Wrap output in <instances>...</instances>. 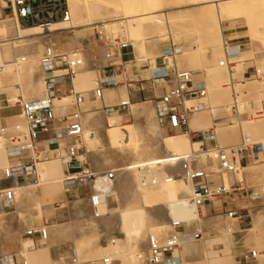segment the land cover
I'll use <instances>...</instances> for the list:
<instances>
[{"label":"rangeland","instance_id":"1","mask_svg":"<svg viewBox=\"0 0 264 264\" xmlns=\"http://www.w3.org/2000/svg\"><path fill=\"white\" fill-rule=\"evenodd\" d=\"M101 1L106 3L111 1L113 2V4H115L116 7H119L120 5H132L134 0H52L51 3L46 5V10L44 11L45 14L47 11L55 12L59 10L60 5L66 6L67 4L70 10L69 20H65L60 17L56 18L54 16V18L47 21L44 20L42 22L51 23L58 29L75 26L59 34L48 31L50 29H44L42 32H39L37 34L22 36L25 35L22 32L24 26H39V24H41V17L39 19L20 21L19 19H16L12 14H10L9 10L0 11V40H8L9 43L7 44V46H9V49L11 48L10 54L8 55V57H6L8 60H13L23 64V68H21V70L19 68V75L13 74L9 76H3L1 78L2 80L0 81V92H2L7 99L2 106H5L7 109L3 110V120L0 121V154H2V152L4 151L3 148L7 147L6 144H4V136L17 135L14 134L15 131L13 130V119H15V116L13 117V112L15 109L19 110L20 112L19 106L14 103L16 96L21 95L25 100H33L41 97L39 93V87L32 89V75L30 73V68H38L39 57L44 52L45 48L49 45L53 46V48L58 52L78 50L86 63V68L82 71V73L87 72L92 74L91 78L94 77L92 79L95 81L100 76H103L105 71L106 73L115 71V73L119 74L120 76L119 89L121 93V99H116L114 89H108L110 93L115 94V98L109 99L107 101L96 99V97L94 96L93 90L97 86V84L94 85L92 90L88 91L87 88H84L80 85V74L76 76V87L83 92L84 97V102L81 107L82 122L83 126H85L84 130L87 127L86 125L92 126L94 123L99 132H105V129H116V131L119 132L132 127L133 124H135V121L139 122L144 119L149 121L155 120L157 98L141 100L138 102L131 101L132 103L138 104L136 106L130 105L129 114H127L126 111L116 112L111 110H104L103 105L113 106L118 104L121 100H127L129 98L127 95L129 84H134L140 77L150 78L154 86L153 88L156 89V92L158 93L162 87H166V90H169L171 87V82H169L168 79L162 82H155V80L151 79V75L156 76L157 74H160L161 72H158L157 67L169 65L172 62L169 58H164V55L173 57V53H175L176 56V67L183 70H193L194 78L197 80H204L208 87L209 95L207 101L210 104V108L201 112H197L192 116L190 120L191 129H196V127H200L199 129H209L214 123L215 118L225 117L229 114V111L225 110L224 108L223 109L225 110V112L223 109L217 111L216 108H213V105L216 106V103H218V101H216L217 98H213V96L215 97V93H212L211 90L214 88L211 89L210 85L211 83H213L212 80H218L221 74L225 75L222 78V80L224 81H221V87L228 86L227 84H229L231 77H233L235 81H237L236 83L239 85L238 87L236 86V89L244 100L258 101L264 97V0H240L237 2H227L225 4L226 12L220 15L216 13L214 7L211 6V4L210 6H188L187 8L184 7L181 9V12H177V16L179 18L183 17L181 23L170 26L166 24L164 18L163 20H161L160 18V22L162 23L163 28L161 27V32L158 30V35H152V30L147 26L146 22H143L141 26H139V28H133L130 26V22L125 21L114 24V29L112 31L109 30V28H107L108 26H106L105 24V20L116 21V18H123L126 14L124 9H121L122 11L119 10L120 13L117 9L116 11L115 8H110L108 11V9L104 5H101ZM158 1V4L164 8L170 6L168 3L170 2V0ZM178 1L189 3L195 0ZM37 4L39 3L37 2ZM100 5L101 10L100 12H97V8H99ZM1 6H6L5 0H0V8ZM201 9L203 10L201 11L203 14L199 15L198 11ZM92 11H94L95 13ZM81 20H83V22ZM101 25H103V32L98 36L96 32H99L100 27L98 26ZM257 25H259V32L257 31ZM92 27L96 28L94 29ZM252 31L255 32V34ZM260 32H263V34H261ZM251 35L252 37H250ZM260 36L262 37L260 38ZM115 37H117L120 41L130 43L133 46V49H131L136 52L137 58L143 56L151 58V67L152 69H156V73L152 74L150 72V69L146 68V66H144L141 62H123L121 60L118 49L113 43H111V41ZM154 38H156V40ZM251 38H253L254 40ZM12 40L15 41L14 44ZM225 42L229 47H231V50L233 52V54H231V59L235 61L233 65L236 70V73L233 76H231L228 68L223 67V70H220L217 64L220 58H224ZM176 48H180L181 52L177 53ZM186 48L189 50V54H186L185 52L187 57L189 56L188 59L184 58L186 57L184 55V50H187ZM171 53L173 55H171ZM217 54L219 57L217 56ZM97 55L104 56L105 59H107L110 63L102 67H95V65L99 66V63L94 60L95 56ZM181 55L184 56H182L181 58ZM22 56L26 57L27 59L21 61L20 58ZM217 57L219 60L217 59ZM183 58L185 61L182 60ZM7 59L3 57V60ZM251 60L255 62L257 69H259L260 71L262 77L261 82L245 78V76L243 77L247 67L254 64L252 62L248 63V61ZM183 61L186 63H184ZM173 66L174 65H170V68H172ZM105 67L107 68L105 69ZM219 67L222 68V66ZM124 68L127 70H124ZM96 72L98 73L97 75ZM41 80L43 83V88L41 90H43V93L45 95L44 82L43 79ZM240 85H243L244 87H241ZM122 87H125L124 91L126 94L122 93ZM245 91L249 92L247 93ZM8 93L9 95H11V98L13 100L11 102L9 101ZM227 96V99H223L224 96H221V98L219 97L220 100L222 99L221 103H230L232 94H229ZM72 99V97H69L67 99V105L58 106L57 103L55 104L54 109L58 118L59 116L68 114L74 110V106H72L71 104ZM244 120L253 121L254 126L258 128L261 125L264 126V122L261 123V121L263 120L260 119L249 117L244 118L243 121ZM24 122L26 124L25 119ZM56 123H59L57 119ZM222 127L237 133V137L234 135V137L230 141L223 142V144L228 145L239 142L241 140L242 135L239 131V125L223 124ZM2 129L5 130L4 136L1 132ZM160 130L163 134L166 133L173 138L184 134L180 131H176L174 134H172L162 126H160ZM116 137L122 138L120 136V133L119 135L116 134ZM251 139L252 142H257V140L252 138V136ZM217 140L221 142V139L219 137H217ZM84 141H86V146L89 149L91 161V159L96 156V149L92 146L91 143L87 142L85 137ZM262 143L264 144V142ZM196 144L197 143H191L189 145L187 143L186 145L185 143L183 144L184 146L182 145V147L184 150L186 149V151H195L199 148V146ZM65 145L66 140L62 141V153H64L65 151ZM46 148V146L42 147V144H39V153H43V150H46ZM165 154L166 153L164 152V155ZM52 160H57L64 167V164L60 157L53 152H51L50 159L43 162L48 163ZM13 162L14 160H11V158H8L7 156V163L3 164L0 167V177L3 176V168ZM43 162H41L39 165H41ZM248 165L251 167V170H243L240 178L253 186V189L257 191L260 186L264 185V162H251L247 164V166ZM253 170H257V172L255 174H252L251 171ZM63 178L64 173L62 175V179ZM226 179H228V177H226ZM37 181L38 179L33 182H27V184L25 183L26 190L28 191L27 193L23 190L15 191V199L24 212H21L19 224H23L24 222L25 223L23 224L24 228L19 232L8 230L5 236L1 237L0 235V257L2 255H7L8 264H12L15 261L13 255L15 256V259L17 261L18 257L22 255L20 254L21 246L23 243L22 234L24 230L28 228V226H31V223L33 224L32 226L46 225L49 230V239L45 244H42L37 248H32L28 251H24V253H26V256L22 259V262H26V264L28 263L26 260L29 261V264H53L60 258H72L74 255L71 254L70 250H72L74 246L73 240L75 239V236L73 232L76 230L82 233V235L84 233L85 235H89L92 230L89 224L84 220H81L79 217V213L81 211L80 202L86 196H89L90 189L88 187L79 186L77 188L66 191L63 182L62 188L65 192L64 195L57 194L50 196V194H48L46 190L45 182L39 189L38 186L35 185ZM108 191L109 190L106 191L108 194L112 193V191ZM129 202L130 203L128 205H137L132 204L135 202L133 201V199L132 201L129 200ZM206 206H208L209 208H206L208 216L200 214L198 211L196 212L197 209L191 202L190 210L193 209L191 213H197L198 218L201 219V221L203 220L202 224L223 223L227 228L232 227L233 230V234L228 238H225L227 243L226 250L229 253L227 258L225 259V264H235V256L241 254L243 250L246 249L257 250L259 252L258 256L260 262L264 264V204L259 200L249 199L246 194H240L236 195L234 202L229 200V198H225L224 200H213L207 203ZM147 207L148 206L146 205L143 208L146 209ZM225 207H245L250 210V213L242 219H232L226 217V214L223 211V208ZM201 209L202 208H200V210ZM7 210L8 212L10 211L9 213H11L12 211V215H16V209L14 207ZM17 216L18 214L15 217ZM147 224H149V222ZM159 224L162 225L163 222ZM1 226H3L4 228H8L9 224L5 220H0V227ZM199 228H201L204 232V236L199 241L195 240L194 245L199 256L201 255L204 258V255H202L203 253L201 247L204 246L206 240L213 238L214 234L210 233L204 226H201ZM61 231L62 236L60 239L59 235ZM115 235L122 237L124 236V233L119 231L116 232ZM100 244L102 246H107L106 236H102L100 238ZM106 253L107 251L97 253L96 255H94L95 253L90 254L87 257H82L80 260L82 262H87L90 260H97L99 262V260L104 255H106ZM204 259V264L211 263L210 258ZM134 262L135 260L131 259V264H133ZM111 264H122V262L118 257H116L112 259Z\"/></svg>","mask_w":264,"mask_h":264},{"label":"bare ground","instance_id":"2","mask_svg":"<svg viewBox=\"0 0 264 264\" xmlns=\"http://www.w3.org/2000/svg\"><path fill=\"white\" fill-rule=\"evenodd\" d=\"M237 1L240 0H195L189 3L179 2L178 0H170V2H168L170 6L167 8L160 6L158 4V0H134L132 5H120L119 7H116L111 1L107 3L101 1V5H104L108 11L110 8H115V10L117 9L118 12L119 10L124 9L126 14H124L125 16L123 18H116V21L105 20V24L108 26L107 28H109V30L112 31L114 29V24L125 21L130 22V26L133 28H139L143 22H146L147 26L152 30H150L152 35H158L157 33H159L160 30L162 31V23L160 22V18L161 20L164 18L166 24L170 26L181 23L183 17L179 18L177 16V12H181V9L184 7L210 6L211 4V6L214 7L216 13L220 15L226 12L225 4L227 2ZM101 5L99 8H97V12H100ZM201 11L203 10L201 9L198 11L199 15L203 14ZM81 21L83 22V20ZM73 27L75 26L58 29L51 23L39 24V26H24L22 32L25 35L22 36L37 34L42 32L44 29H50L48 31L59 34ZM259 30V25H257V31L259 32ZM253 33L255 34V32ZM261 34H263V32ZM250 37H252V35ZM261 37L262 36H260V38ZM154 39L156 40V38ZM12 41L14 44L15 41ZM8 43V40H0V81L2 80L1 78L3 76H9L13 74L19 75V68L20 70L23 68L22 63L7 59L11 49H9V46H7ZM225 44L226 42L224 45ZM228 50L231 56V54H233L231 47L228 46ZM176 52H181L180 48H176ZM185 52L186 54H189V50H184V55L186 56L184 58L188 59L189 56L187 57ZM173 54V57L167 56V58L172 61H170L171 63L169 62V65L157 67L158 72L161 73L157 74L156 76H161L162 74L168 73L170 65L175 66L177 64L175 53ZM184 55H181V58ZM3 57H5L7 60H3ZM184 58L182 60H184ZM26 59L27 58L23 56L20 58L21 61ZM94 60L99 63L98 67H102L110 63L102 55L95 56ZM218 68L223 70V67L221 68L219 65ZM124 70L127 69L124 68ZM150 72L154 74L156 73V69L151 68ZM30 73L32 75V89L39 87L40 96L43 97L44 93L43 90H41L43 88V83L41 80L43 79L42 67L39 65L37 69L30 68ZM97 74L98 73L96 72V75ZM91 76L92 74L87 72L80 73L79 75V79L81 81L80 85L84 88H87L88 91L92 90L96 84V81L92 79L94 77L91 78ZM223 76L225 75L221 74L218 80L213 79V83L210 85L211 89L214 88L212 89L213 91L211 90L212 93H215V97L213 96V98L218 99H216V101H218L216 106L213 105V108H216L217 111L223 108L228 110V104L221 103L222 99L220 100L219 97L221 98V96H224L223 99H227V95L232 94V90L228 84L226 87H221V81H224L222 80ZM236 86L238 87L239 85L236 84ZM240 86L244 87L243 85ZM121 90L123 94H126L124 91L125 87H122ZM8 98L10 102L13 101L9 93ZM68 98L69 96H63L59 99H56L55 104L57 103L58 106L67 105ZM114 98V93H110L108 89L105 90V95L103 98L104 101ZM130 104L131 106H136L138 103ZM5 109H7L5 106L0 107V121L3 120L2 115L3 110ZM13 114V117L15 116V119H13V130L15 131L14 134L26 135L27 126L24 122L23 114L17 109L14 110ZM262 122L264 121H261V123ZM93 125H86L87 127L84 130V137L86 138L87 142L91 143L96 149V156L91 159L94 177L90 182V188L92 195L99 196L100 204L94 207L91 196H86L80 202L81 211L79 213V217L81 220L87 222L92 230L89 235H85V233L82 235V233L76 230L73 232L75 239L73 240V249L70 250L71 254L78 256L81 259L82 257H87L90 254L95 253L94 255H96L97 253L107 251V255L111 256L112 259L118 257L122 264H131V259L135 260L133 264H142L143 260L148 254L150 237L153 236L163 240L174 230V224L180 223L185 227L187 234L184 235L179 247H177V249H175L173 252V256L176 260L174 264H204V258H210V264H225V259L229 254L226 250L227 243L225 238H228L233 234L232 227L227 228L223 223L202 224L203 220L201 221V219L198 218L197 213H191L193 209L190 210L194 184L191 180H187L185 178L184 160L194 152V150H191L194 148H191V151H186V149H183L182 145L185 143L186 145L187 143L189 145L191 143H197L196 145L199 146L200 142L192 141L186 134H181L175 138L166 133L163 134L160 130L161 125L159 126L157 119L151 121L145 119L139 122L135 121V124H133L132 127L119 132H117L116 129H105V132H99L98 128L95 127L96 125ZM199 128L196 127V129L193 130L205 131L207 129ZM239 131L241 135H245L247 138L249 137L250 140H252V136V138L256 139L258 142H264L263 125L258 128L254 126L253 121L242 120L239 124ZM216 132L217 137L221 139V143L230 141L234 135H237L236 132L223 128L220 123H218ZM119 133L122 138L116 137V134L119 135ZM41 144L42 147L46 146V150H48L46 142H41ZM3 149L4 151L2 154H0V167L7 163V156L8 158L10 157L9 149L7 147ZM164 152L166 153L165 155ZM250 168L251 167L249 165L244 166L243 170L250 171ZM64 169L65 168L57 160H52L48 163L43 162L38 166V181L35 185L40 189L41 185L45 182L46 190L50 196L57 194L64 195L65 192L62 188V175L64 173ZM251 172L252 174H255L257 170H253ZM17 173H19V171H17ZM19 190H23L26 193L28 192L26 190L25 184H20L15 189V191ZM107 190L112 191V193L108 194L106 192ZM132 199L136 203H131L137 204L136 206L128 205L130 203L129 200L132 201ZM146 205L148 207L144 209L143 207ZM12 207L16 209V215L18 214L17 217H15L16 215L11 214L12 211L11 213H9L10 211L8 212L7 209ZM201 208L202 209L200 210L196 207V212L198 211L200 214L207 215L208 212L206 210V206L203 205ZM21 212H23L22 208L19 206V203H17L16 199H14L12 203L4 208V211L0 215V220H5L8 222L9 227H0L1 237L5 236L8 230L19 232L24 228L23 224L25 222L23 224H19ZM226 217L228 216L226 215ZM148 222L149 224H147ZM162 222L163 224L160 225L159 223ZM32 225L33 224L31 223V226ZM201 226H204L210 233L214 234V237L206 240L204 246L201 247L204 258L201 255L199 256V254L196 252L194 245L195 239L192 237L193 231ZM62 231L59 235L60 239L62 236ZM119 231L123 232L124 236H116V232ZM102 236H106L107 246H102L100 244V238ZM25 256L26 253L23 252L22 255L18 257V262H22V259ZM0 259H2L5 264H8L7 255H2ZM26 261L28 262L27 264H29V261Z\"/></svg>","mask_w":264,"mask_h":264},{"label":"built area","instance_id":"3","mask_svg":"<svg viewBox=\"0 0 264 264\" xmlns=\"http://www.w3.org/2000/svg\"><path fill=\"white\" fill-rule=\"evenodd\" d=\"M52 0H5L6 6L1 10H9L16 19L28 21L40 19L42 21L54 18L69 20L70 10L68 5H60L55 12H46V5ZM56 1V0H53ZM37 2L39 4H37ZM97 27V26H96ZM92 27V28H96ZM97 35L103 32V25ZM118 49V52L132 48L133 46L117 37L111 41ZM175 51V50H174ZM171 55H173L171 53ZM167 58V55H164ZM132 61L143 63L146 68L151 69V58L143 56L137 58L133 54ZM130 62V61H129ZM218 65L229 69L231 76L236 73L234 63L225 44L224 58L218 61ZM39 65L43 69V82L45 95L33 100H25L21 95L16 96L14 103L20 108L26 121V135H5L4 144L10 151V158L14 160L9 166L3 169V179L9 180L8 186L0 187V215L4 208L15 199V189L20 184L33 182L38 179V165L51 157V152L56 153L64 164L63 182L66 191L86 186L90 189L93 206L100 204L98 195H92L90 182L94 177L91 166L89 149L84 141V126L82 122L81 107L84 101L83 92L77 89L75 84L76 76L86 68L84 58L78 50L58 52L49 45L39 57ZM107 67H105L106 69ZM246 72H244L245 75ZM247 74V73H246ZM248 79L261 82V74L257 67L247 74ZM155 82L170 80L171 87L157 98L156 119L159 124L169 132H183L191 140L200 142L199 148L191 153L184 160L185 178L194 184L192 203L201 208L213 200H224L229 198L235 201L236 195L246 194L251 200H259L264 204V185L257 191L253 186L240 178L244 166L254 162H264V144L252 142L245 135L239 142L225 145L217 140L218 123L237 124L244 118H256L264 121V97L258 101L244 100L236 89V82L233 77L229 81L232 90V99L228 104L229 114L225 117L214 119V123L207 131L193 130L190 128L192 116L210 108L207 101L209 92L204 80L194 78L193 70H183L176 66L168 69V73L161 76H152ZM97 86L93 93L96 98L103 100L105 90L118 87L120 84L119 74L115 71L104 73L96 80ZM63 96L72 97L74 110L68 114L56 116L55 100ZM7 99L0 92V107ZM190 102V103H188ZM131 100H121L118 104L109 106L103 105L104 110L126 111L129 114ZM56 119L59 123H56ZM66 140L65 151L61 152L62 141ZM46 142L48 150L39 153L38 145ZM19 171V173H17ZM228 177V179H226ZM229 218L242 219L250 210L245 207H227L223 210ZM236 233V232H235ZM187 231L180 223L174 224V230L163 240L157 237H150L149 250L143 264H174L173 252L184 237ZM204 236L201 228L192 233L195 240ZM23 243L20 254L32 248L45 244L49 239V230L44 226H28L22 234ZM259 252L255 249H246L240 256H235V264H262L259 259ZM14 259L15 256L13 255ZM112 258L104 255L99 262L90 260L82 262L78 256L70 259L60 258L53 264H111ZM0 264H5L0 259ZM12 264H25L16 259Z\"/></svg>","mask_w":264,"mask_h":264},{"label":"crops","instance_id":"4","mask_svg":"<svg viewBox=\"0 0 264 264\" xmlns=\"http://www.w3.org/2000/svg\"><path fill=\"white\" fill-rule=\"evenodd\" d=\"M133 54L136 55V52L134 50H132L131 48H128L126 50H122L120 52L121 60L123 62H129V61L132 60ZM249 62H252L254 64L249 65L247 67V69L245 71L247 74H249V73L252 72V68L253 67H256L255 62L253 60L248 61V63ZM95 67H98V66L95 65ZM246 73H245L244 76L247 77V74ZM165 81H166V79H165ZM169 82H170V80H169ZM153 87L154 86H153L150 78L140 77L134 84H129V88H128V91H127V95H128V97H129V99L131 101L138 102V101H141V100L158 98L166 90V87H162L160 89L159 93H158V92H156V89H154ZM110 89H114V92L116 94V99L117 100L121 99V93H120L119 86L118 87H114V88H110ZM9 184H10L9 180H4L3 179V176L0 177V187L8 186ZM206 208L209 209L208 206H206ZM225 208H227V207H225ZM225 208H223V210ZM244 251L245 250H243V252ZM237 256H240V254L237 255Z\"/></svg>","mask_w":264,"mask_h":264}]
</instances>
